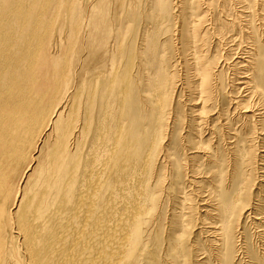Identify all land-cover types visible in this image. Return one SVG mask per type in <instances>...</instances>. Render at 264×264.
<instances>
[{"label":"bare ground","instance_id":"6f19581e","mask_svg":"<svg viewBox=\"0 0 264 264\" xmlns=\"http://www.w3.org/2000/svg\"><path fill=\"white\" fill-rule=\"evenodd\" d=\"M76 2L0 0V264H23L14 247L19 235L23 236L28 264H96L90 259L96 249L85 245L86 239L94 240V236L80 217L86 208L89 223L96 220L99 191L93 190L97 175L94 178L93 171L99 142L104 144L103 153L110 162V178L103 184L114 195L117 187L127 184L134 168L141 164L146 172L151 171V162L165 169L170 189L185 194L186 188L194 187L195 213L212 231L204 235V226L198 228L196 239L187 240L186 245V228L179 233L181 219L171 215L163 247L173 262L186 264L190 254L199 251L198 245L207 248L215 241L222 264H236L239 247L234 238L243 218L258 228L264 241V202L260 198L264 193V0H220L219 5L211 0H155L162 22L175 21L172 33L181 44V56L174 61L165 57L166 48L163 52L157 44L160 37L157 35L156 41V36L147 35L139 51L131 45L134 40L130 41L127 60L124 58L128 64L122 72H113L114 64L109 62L107 74L95 72L96 65L76 68L74 56L85 50L82 44L76 47L84 22ZM216 4L220 13L215 27L209 14ZM124 19L132 26L138 18L133 12ZM132 30L134 33L130 28L128 32ZM213 37L230 39L225 44L233 42L227 48L228 54L231 50L235 53L230 55V62L228 55H221L219 61L208 57L209 39ZM220 45V41L215 43L217 49ZM117 47V51L122 49ZM112 56L109 54L108 59ZM178 64L184 67L185 77L176 73ZM226 66L232 75L228 90L224 84ZM95 73L99 75H92ZM180 120L181 136L175 144L185 153L183 163L171 152L170 144L161 146L167 131ZM15 182L24 185L12 190ZM148 188L142 189L144 196L156 201L155 191ZM10 193H15L13 203H9ZM141 217L134 216L129 226L127 264L143 239L141 236L139 240L145 230L140 233L145 224ZM103 234L112 235L109 229ZM13 251L17 253L15 260ZM100 253L112 256L106 250ZM204 257H197L195 262L204 264ZM261 262L264 264V257Z\"/></svg>","mask_w":264,"mask_h":264},{"label":"rangeland","instance_id":"374dc122","mask_svg":"<svg viewBox=\"0 0 264 264\" xmlns=\"http://www.w3.org/2000/svg\"><path fill=\"white\" fill-rule=\"evenodd\" d=\"M77 1V5L80 6L82 13H83V17H84V22H83V27L82 30L80 32H78V40L76 41V47H80L81 48V44H82V48H84L85 50H83L81 53H76L74 58L77 60V64H76V68H81L82 64H86L87 67L89 69H91L93 67V65L97 66V69L95 70V72H102L103 74H107L108 70L110 71V67L111 64H114V67L112 68L113 72L117 73V72H122V70L124 69V67L128 64L127 63V49H128V45L130 43V41L133 42V44L131 43V45H133V47H135L136 49H138V51L140 50V44L145 42V36L147 37H152L154 38V36H156L154 39L157 41V37L159 36L160 39L158 40L157 44L159 46H161L162 51H166L164 54L165 57H170L172 58V60H178V58L181 56L180 55V51L181 50V44L179 43V41L177 40V36L174 35L172 33L173 31V27H174V23L175 21L171 20L169 21L171 23V25H169V22L166 21L162 22V16L160 15V13L157 11L156 9V2L155 0H75ZM213 1V3H217L218 5L220 4V0H211ZM80 2V3H78ZM122 2V3H121ZM125 2V3H124ZM140 2V3H139ZM136 3V4H135ZM139 3V4H138ZM151 3V4H150ZM155 5H153V4ZM122 4L124 5L123 8ZM129 4V5H127ZM133 4H135L133 6ZM146 4V5H145ZM215 5L213 7V11H210V18L213 20V25L216 27L217 25V18L219 16L220 13V8L218 5ZM121 5V7L119 6ZM140 5V8H139ZM145 5V6H144ZM153 5V6H152ZM91 6V7H90ZM128 6L130 7V10L128 11ZM143 6V7H142ZM155 6V7H154ZM151 7V8H150ZM120 8V9H119ZM124 9V11H123ZM134 9V10H133ZM155 9V10H153ZM232 9V8H231ZM138 10H139V14H138ZM151 10V11H150ZM218 10V11H217ZM122 11V14L120 13ZM126 11V12H125ZM143 11V12H142ZM154 11V12H153ZM120 14H119V13ZM128 12V13H127ZM135 13L136 14V19H140V21L137 19L138 21V25L137 21L135 20V22L132 24V26L127 25V20L124 19L126 18L128 15H130V13ZM137 12V13H136ZM151 12V14H150ZM158 12V13H157ZM217 13V14H216ZM147 14V15H146ZM149 14V16H148ZM154 14V16H153ZM156 14V15H155ZM158 14V16H157ZM121 17H120V16ZM140 15V17H139ZM161 19H160V17ZM214 16V18H213ZM118 17V18H117ZM124 17V18H122ZM152 17H154L152 19ZM159 17V19H157ZM120 18V19H119ZM118 19V20H117ZM124 19V21H123ZM148 19V20H147ZM87 20V21H85ZM147 20V21H146ZM152 20V22L150 21ZM88 21H90L89 24ZM117 21L119 23H117ZM123 22V27L121 22ZM127 23H126V22ZM154 21V22H153ZM211 21V20H210ZM86 22V23H85ZM150 22V23H149ZM159 22V23H157ZM147 23V24H146ZM152 23H154L152 25ZM163 23L165 25V27L163 26ZM119 26H118V25ZM167 24V26H166ZM115 25H117V30L115 28ZM137 27H135V26ZM160 25V26H158ZM211 25V24H210ZM121 26V27H120ZM128 26V29L126 27ZM150 26V27H149ZM153 26V28H152ZM119 27L121 29H119ZM172 27V29H170ZM123 28V29H122ZM130 29H134V33L136 32L137 34L134 35L133 30L131 32V34L128 32V30ZM139 28V32H137L136 30H138ZM147 31H144L145 29ZM159 32H158V30ZM162 28V29H161ZM163 28L165 30H163ZM124 29L126 30L124 32ZM136 29V30H135ZM170 29V30H169ZM64 30V29H63ZM116 30V31H115ZM120 30V31H119ZM151 30V31H150ZM161 30V31H160ZM124 33H123V32ZM150 31V32H149ZM155 31V32H154ZM144 32V33H143ZM152 32V33H151ZM156 32H158L157 34H155ZM171 32V35H170ZM67 32L63 34H66ZM129 33V34H128ZM141 33L143 35H141ZM146 33V34H145ZM106 34V38L104 37ZM115 34H117L118 37H114L116 36ZM124 34V35H123ZM126 34V35H125ZM153 34V35H152ZM119 35H123L125 36V38H122L121 36L119 37ZM133 35V36H132ZM140 35V36H139ZM158 35V36H157ZM103 36V37H102ZM129 36V37H128ZM176 36V37H175ZM127 37V39H126ZM133 37V38H132ZM134 37L137 39H134ZM170 37V38H169ZM65 38V37H63ZM115 38V40H114ZM120 38V39H117ZM116 39L118 41H116ZM131 39V40H129ZM133 39V40H132ZM167 39V40H166ZM171 39V40H170ZM127 42H126V41ZM136 40V41H135ZM166 40V41H165ZM174 40V41H173ZM213 40V41H212ZM116 41V42H115ZM122 41L123 42L122 44ZM165 41V42H164ZM172 41V42H171ZM219 41L221 42L222 45H220L219 49H217L215 47V43H219ZM230 39L227 40H223L221 41V39L216 40L215 37L209 39V48L210 53H208V57L209 58H215V61H219L221 55L226 57V55H228L230 57L233 56L235 53L230 51V53H227V48L230 46L231 43H226L225 42H229ZM136 42V43H135ZM161 43V45H159ZM168 43V44H167ZM172 43V44H171ZM211 43V44H210ZM65 44H68V41L65 42ZM135 44V46H134ZM225 44V45H224ZM119 48L125 49L126 51L120 49V51L118 49ZM122 45V46H121ZM124 45V46H123ZM167 45H170L169 47H167ZM176 45V46H175ZM180 45V46H179ZM121 46V47H120ZM165 46V47H164ZM174 46V47H173ZM126 47V48H125ZM226 47V48H225ZM112 48V49H111ZM173 48V50H172ZM160 49V50H161ZM164 49V50H163ZM56 50V49H55ZM88 50H92L94 53L93 54H86V52H88ZM112 51V52H111ZM169 51V52H168ZM173 51V54L171 55ZM208 51V52H209ZM224 51V52H223ZM113 54V56L108 59V55ZM126 53L124 55H120V53ZM121 53V54H123ZM170 53V54H168ZM213 53H215L213 55ZM170 55V56H169ZM125 56V57H123ZM135 56V55H134ZM227 56V57H228ZM227 61H231L232 58L230 57ZM121 58V59H120ZM126 60H125V59ZM169 58V59H170ZM123 59V60H122ZM96 60V61H95ZM136 60V61H135ZM121 61V62H120ZM126 63H123L125 62ZM110 62V63H109ZM120 62V64H119ZM134 62L135 64L138 63L137 58L135 59L134 57ZM117 63V64H116ZM119 64V65H118ZM182 67V68H181ZM176 70V73L178 74V76H180V78L183 76H186V72L185 69L182 65H177L174 67ZM225 76H226V80L224 81L225 87H227L226 89L228 90L229 88V78L232 76L231 75V70L229 68H227V66L225 67ZM184 72V73H183ZM185 74V75H184ZM92 75H99L97 73L92 74ZM189 76V75H188ZM187 76V77H188ZM94 77V76H91ZM79 84V82H78ZM98 85V84H97ZM189 113V112H188ZM186 117H188V115H186ZM181 120L177 121L175 123V125H173V127H171V132L170 130L167 131L166 135H165V140L162 142L161 146H168L170 144L171 147V152L175 153L178 156V159H181V162L183 161L184 157H185V153H183V149L182 146L180 148H178L179 146L176 145L175 143L177 142L176 139H178L181 136V132H180V126H181ZM180 124V126H179ZM185 126V124H184ZM173 131V134H172ZM184 132L186 131V128L183 130ZM180 133V134H178ZM179 135V136H178ZM207 137V136H206ZM172 140V141H171ZM98 146L100 148H98V161L94 166V171H93V176L95 178L96 172V178L94 179V186H93V190L99 193V197L96 198V201L98 202V211H96V215H95V221L94 224H90L88 221V218H90V216H88V211L86 208H83L82 210V214H81V219L80 221H82V224L85 226L86 225V229L90 230V232L93 234L94 236V240H89L86 239V244L85 245H93L94 248L96 249L97 252H95L90 259L94 261H96V264H124L127 262L126 260V254L128 253V249H129V231H130V227L131 223L133 222L134 216L135 217H140L144 218L145 220L142 222V224H144L143 226H141L140 231L144 228L145 230H142L140 233L142 235H140V239H142L141 236H143V239L140 241L141 245L138 242V245L135 248V254L133 259L130 261L131 264H178V262H173L166 254H165V248L163 247L164 245H166V239H167V235L170 232V220L173 219V217H177V219H181L178 225V229H179V233L182 232L185 228V236H183L184 239V243L187 245L188 241L187 240H194L196 239L195 236H197L198 234V228L204 226L203 222L199 216V213H195V210L193 208L194 204H193V196L194 193H192V191L194 192V187L192 189H190L189 187L186 188L185 194L184 192L181 193L180 191L177 192L176 189H170L169 187V183H168V175L167 172L165 174V169H161V167L158 164H153L151 162V171H145L143 169V165L142 167L140 166L141 164H139L138 167L134 168V173L129 176V178H127V184L125 186H119L117 187V190L115 192L116 195H114L111 192V188H106L104 187L105 184L103 183H107V181L110 178V165H109V160L107 157H105L103 151H104V144L103 143H98ZM177 146V148H176ZM102 147V148H101ZM173 149V150H172ZM177 149V150H176ZM176 150V151H175ZM179 150V151H178ZM174 151V152H173ZM102 152V153H100ZM178 152V153H177ZM180 153V154H179ZM100 154V155H99ZM101 156V157H100ZM103 156V157H102ZM183 156V158H182ZM105 158V159H104ZM102 159L104 161H102ZM101 160V161H99ZM106 161V162H105ZM99 162V163H98ZM183 163V162H182ZM99 166H98V165ZM101 164V165H100ZM102 166V167H101ZM153 166V167H152ZM138 168V169H137ZM157 168V169H156ZM136 169V170H135ZM153 169V170H152ZM100 170V172H99ZM108 170V171H107ZM140 170V171H139ZM155 170V171H154ZM159 170V172H158ZM163 170V171H162ZM167 170V169H166ZM103 171V174H102ZM105 171V172H104ZM138 172V173H137ZM141 172V173H140ZM149 172V174H148ZM109 175H108V174ZM151 173V174H150ZM154 173V174H153ZM99 174V175H98ZM103 175L102 177L100 176ZM138 174V175H137ZM140 174V175H139ZM156 174V175H155ZM147 175H151L147 178ZM158 175V177H157ZM166 175V176H165ZM10 176V175H9ZM139 176V177H138ZM107 177V178H106ZM151 177V178H150ZM162 177V178H161ZM14 178V176L12 177ZM101 178V179H100ZM144 178V179H143ZM149 180V182L147 181V179ZM100 179V181H99ZM139 179V180H138ZM156 179V180H155ZM133 180V181H132ZM145 180V181H144ZM158 180V183H156L155 181ZM100 183H98V182ZM130 181V182H128ZM143 183H141V182ZM138 182V183H137ZM160 182V183H159ZM30 183V182H29ZM137 183V184H136ZM140 183V184H139ZM168 183V184H167ZM134 184V185H133ZM136 184V186H135ZM154 184H156V186H154ZM18 185L16 182L12 183V190L14 189V187ZM22 185H24V182L19 184L18 186L20 187ZM102 185V187H100ZM129 185V187H128ZM141 185V186H140ZM147 186L152 189H149L150 191H155L153 194V196L155 197L154 202L150 201L149 198H146L144 196V191ZM29 186V184L27 185ZM131 186V187H130ZM135 186V187H134ZM144 186V187H143ZM33 187V186H32ZM142 187V188H141ZM155 187V188H154ZM131 188V190H130ZM135 188V189H134ZM140 188V189H139ZM145 188V189H144ZM167 188V189H166ZM91 189V188H90ZM101 189V190H100ZM108 189V190H106ZM122 189V190H121ZM126 189V190H125ZM138 189V190H136ZM143 189V190H142ZM158 189V190H157ZM165 191H164V190ZM188 189V190H187ZM11 190V192H12ZM88 190V189H87ZM86 190V192H87ZM124 190V191H123ZM129 190V191H128ZM136 190V191H135ZM102 191L104 193V196H102L104 199H101V195ZM159 191H161V193L159 194ZM190 191V192H189ZM89 192V191H88ZM109 192V193H108ZM126 192V193H125ZM133 192V193H131ZM138 192V193H136ZM143 192V193H142ZM255 195L257 194V190L254 191ZM22 193V192H21ZM124 193V194H123ZM140 193V194H139ZM166 193V194H165ZM180 193V195H179ZM187 193V194H186ZM111 194H113L112 199H110ZM130 194V195H129ZM143 194V195H142ZM183 194V195H181ZM14 194L10 193L8 195V197H10L9 199V203H13L14 202ZM132 195V198H130ZM189 197H188V196ZM106 196V197H105ZM116 196V197H115ZM118 196V197H117ZM125 196V198H124ZM138 196V197H137ZM192 196V197H191ZM7 197V198H8ZM108 197V198H107ZM145 197V198H144ZM172 197V198H171ZM179 197V198H178ZM6 198V199H7ZM157 198H159L157 200ZM175 198V199H174ZM183 198V199H182ZM257 196L253 197L252 202L255 203ZM261 198V202H264V193H262V195L260 196ZM99 199V201L97 200ZM110 199V200H108ZM116 201H114V200ZM127 199V200H124ZM146 199V200H145ZM148 199V200H147ZM161 199V200H160ZM185 199V201H184ZM143 200H145L144 202H142ZM182 200L184 201L185 204L181 205ZM102 201V202H101ZM110 201V202H109ZM112 201V203H111ZM128 201V203H126ZM148 201V202H147ZM187 201V202H186ZM137 202V203H135ZM147 202V203H146ZM156 202V203H155ZM155 204V206L153 205V208L151 207L152 204ZM174 203V204H173ZM183 203V202H182ZM121 204V205H120ZM177 204V205H176ZM111 205V206H110ZM130 206V207H129ZM152 208V209H147L146 207ZM177 206V207H176ZM186 206V207H185ZM114 207V208H113ZM141 207V208H140ZM144 207V208H143ZM147 207V208H148ZM180 207V208H179ZM109 208V209H108ZM155 208V210H154ZM158 208V209H157ZM160 208V209H159ZM180 210H178V209ZM182 208V209H181ZM112 209V210H111ZM127 209V211H126ZM141 209V210H139ZM15 210V209H14ZM13 210V211H14ZM100 210V211H99ZM105 210V211H104ZM110 210V211H109ZM139 210V211H138ZM173 210V211H172ZM175 210V211H174ZM186 210V211H185ZM159 211V213H158ZM162 211V212H161ZM172 212V213H171ZM174 212V213H173ZM184 212V213H183ZM87 213V214H86ZM128 213V214H127ZM150 213V214H149ZM156 213V214H155ZM155 214V215H154ZM158 214V217L156 216ZM178 214V215H177ZM182 216H179L181 215ZM189 214V215H188ZM85 215V216H84ZM100 215V216H99ZM103 215V216H102ZM173 217H172V216ZM17 216V215H15ZM147 216V217H146ZM88 217V218H87ZM154 217V218H153ZM180 217V218H179ZM188 217V218H187ZM86 218V219H85ZM111 218V219H110ZM158 218V219H157ZM183 218V219H182ZM186 218V219H185ZM91 219V218H90ZM185 219V220H184ZM250 219V218H249ZM248 219V220H249ZM157 220V221H156ZM184 220V221H183ZM34 221V219H33ZM122 221V222H121ZM183 221V222H182ZM251 221V219H250ZM31 222V220H30ZM147 222V223H146ZM186 223V224H183ZM183 224V225H182ZM94 225H97L94 226ZM206 225L208 226L209 224L206 223ZM204 226L206 228L203 227V231H204V235H208L210 233V228H207V226ZM245 227H244V226ZM188 226V227H187ZM252 225L247 221L246 218H243L241 221V225H240V229L237 231L236 233V237L234 238L235 240V244L237 247H239L238 252H236L235 254H238L236 259V264H262L261 262V258L264 257V241L263 239L259 236L258 232V228L252 226ZM40 227V226H39ZM119 227V228H118ZM168 227V229H167ZM182 227V228H181ZM16 228V227H14ZM96 228V229H95ZM129 228V229H128ZM195 228V229H194ZM244 230H243V229ZM254 228V229H253ZM19 229V228H18ZM36 229V228H35ZM95 229V230H94ZM109 229L112 233V235L106 236L103 234L104 230ZM194 229V230H192ZM210 229V230H209ZM37 230V229H36ZM92 230V231H91ZM97 230V231H96ZM181 230V231H180ZM209 232H208V231ZM244 232H243V231ZM248 230V233L246 232ZM13 231V228H12ZM163 231V232H162ZM206 231V232H205ZM212 231V230H211ZM208 233V234H207ZM243 233V234H240ZM95 234V235H94ZM114 235V236H113ZM237 235H239L237 237ZM245 235H246V239L245 240ZM248 235V237H247ZM242 236V237H241ZM253 236V237H252ZM23 236L19 235L16 237V241L14 244L15 249L17 250L18 255L20 256L23 264H28L26 258L24 257V242L22 243L21 239ZM188 237V239H187ZM195 237V238H194ZM256 237V238H255ZM108 238V239H107ZM156 238V239H155ZM193 238V239H192ZM199 238V236H198ZM208 238V237H207ZM211 238V237H209ZM242 238V239H241ZM107 239V242L106 240ZM126 239V240H125ZM202 239V238H200ZM240 239V240H239ZM250 239V240H249ZM88 241V242H87ZM240 241V243H239ZM242 241V242H241ZM248 241V242H246ZM262 241V242H261ZM91 242V243H90ZM106 242V243H105ZM22 243V245H20ZM88 243V244H87ZM164 243V244H163ZM214 243V244H213ZM213 243H209L207 245V248H203L204 245L200 244L197 246V248H199V251H197L194 255L190 254L188 262L186 264H197L195 262V259H197V257H204V259H202V261H206L204 264H222L223 261L221 259V256L218 255L220 254V252H218L216 254V251H220L218 250L217 246H216V242L214 241ZM216 243V244H215ZM242 243V244H241ZM252 243V244H251ZM263 243V244H262ZM97 244V245H96ZM250 244V245H249ZM262 244V245H261ZM88 245V246H89ZM215 245V246H214ZM252 245V246H251ZM109 246V247H108ZM115 246V247H114ZM142 246V248H141ZM161 246V247H160ZM210 246V249H209ZM250 246V247H249ZM256 248H255V247ZM261 246V247H260ZM103 248V249H102ZM216 248V249H215ZM244 248V249H243ZM249 248V249H248ZM252 248V249H251ZM213 249V250H212ZM101 250H106L107 252H112V257L110 254L107 256H102L100 251ZM242 250V251H241ZM245 250V251H244ZM205 251V253H204ZM249 251V252H248ZM209 252V253H208ZM16 252L13 251L14 254V260H15V256L17 254ZM249 253V254H248ZM116 256H115V255ZM202 254V255H201ZM204 254V255H203ZM210 255V256H209ZM100 256V257H99ZM167 256V257H165ZM252 256V257H251ZM99 257V258H98ZM105 257V259H104ZM112 257V258H111ZM220 257V258H219ZM239 257V258H238ZM252 258V259H251ZM89 259V258H88ZM136 259V260H135ZM240 259V260H239ZM124 260V261H123ZM161 260V261H160ZM121 261V262H120ZM212 261V262H211ZM120 262V263H119ZM211 262V263H210ZM129 263V264H130ZM127 264V263H126ZM181 264H184L183 262Z\"/></svg>","mask_w":264,"mask_h":264}]
</instances>
